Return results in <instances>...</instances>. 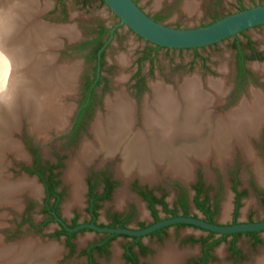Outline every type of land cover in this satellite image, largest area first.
I'll return each instance as SVG.
<instances>
[{
	"label": "rangeland",
	"instance_id": "rangeland-1",
	"mask_svg": "<svg viewBox=\"0 0 264 264\" xmlns=\"http://www.w3.org/2000/svg\"><path fill=\"white\" fill-rule=\"evenodd\" d=\"M19 1L21 0H0V39L2 38V41L0 40V107H3L6 102H9L11 97L14 99L17 92L25 89L30 90L31 88L30 91L33 90L37 95V100L35 101L39 103V112L36 113L34 109L30 110L28 107L21 108L20 106L15 108L13 115L15 114L16 116L14 117L11 115L13 120L10 116L7 117L8 120L5 128L7 127L10 129H8L5 138L3 133L5 128L0 130V178H4L11 185L17 187L15 193L12 194V198L0 199V245L10 246L11 248L18 242L21 245L24 244V247H37L41 253L52 249L53 251L49 252L50 254H47V257H43L44 259L41 264L45 261H48L47 264H84L85 259L80 258L77 253L71 257L68 256V252L64 247L63 239L55 240L47 237L57 229L56 225L47 226L40 235L35 234L32 230L24 226L21 228L19 234H17L16 228H18L17 224L21 218V214L30 202L35 204L34 208L29 213L31 220L34 224H37L42 220L37 212V202L41 200L42 196V191L39 187L40 184L34 177H29L19 172V166L28 165L30 162L22 139L28 138L32 143L37 144L41 150L43 158L48 161H55L56 156H61L65 159L64 163H67V165H65L62 170L61 179L63 186L68 189L67 192L69 194L71 191V185L64 179L69 163H73L76 160V155L83 143L92 141L93 137L89 131L90 135L86 134L83 136L78 147L73 151L63 148L62 141L59 140L62 135L59 136L58 134L66 130L67 125H70L69 120L72 118L71 116L74 113L76 106L77 84H79V78L83 70V67H81L82 60L80 58H68L67 56H61L60 54L66 44H70L80 39L76 38V34H81V30L86 31L89 27H93L99 21L104 22L107 26H112L117 23V19L108 8L100 6L98 0H88L87 6H82L80 0H35L34 8L32 7L34 12L31 14L30 21H27L25 25L23 24L22 30L24 28L25 30H29V28H35L37 26L60 30L70 28L73 30L74 35L70 38L67 35L59 33L54 36L53 39L48 40L49 42H47L48 45H46V47L32 49L30 50L31 52L29 51L30 53H28V55L22 57L19 53L14 52L13 45L18 39L13 37L12 34L13 31L15 32L18 24L21 26V23L24 20L22 17L23 13H19L21 12L18 6L20 4ZM133 1L136 2L137 6L147 16H158L161 19L162 24L176 29L204 27L212 24L214 19L220 20L226 16L239 12L238 10L241 8L248 9L258 5H264V0H239L240 2H238V0ZM62 5L65 6L69 13L66 20H63L60 16ZM188 5H191L190 11L185 8ZM18 10L19 16L17 17L15 14ZM51 13L54 14L48 17ZM5 21H7L8 24ZM15 22H18V24ZM11 23H13V25H11ZM5 25L10 29H6ZM7 32L10 33L7 34ZM119 36L121 45L119 47H113L112 51L107 55V61L112 65L114 70L112 79L114 80V84L118 86L117 89H115L116 91L113 90L112 94L109 95L111 96L109 99H113L114 93H118V91L121 90L123 91L126 80L121 81V79H126V77L132 73L131 69H135V67H128L127 65L133 62L134 58L137 59L141 56V54L144 53L145 48L148 47V44L145 41L137 38L125 27L119 29ZM236 36H238L237 38L242 45L245 44L246 37L250 38L256 49L264 54V25L248 29L242 36ZM233 41L234 39L232 37L219 42L214 46H208L198 49L197 51L184 50L173 52L171 50L160 49L153 56V63L151 65L148 63L143 64L142 73L144 76H147L150 71H153L150 80L152 88L153 86L160 84L165 87L167 85L179 86L180 89L187 81L196 80L198 90L205 95L211 103L208 109H211L212 114L214 116L225 115L227 110L223 109L222 105L227 100L228 90L232 83L234 51L231 46L234 43ZM12 55L15 56L13 57V59L15 58V61L13 60L14 62H11L12 60L10 59ZM25 57L26 59H24ZM18 58H22L25 62ZM263 64L264 60L260 63L253 62L249 64V67L251 69L258 67L259 69ZM53 67L58 71L54 70ZM66 69L75 70L73 77L70 78L67 74V78L59 76L61 73L60 71L63 72ZM37 83L41 85L44 84V88L40 90V85L37 88ZM212 84H214V86H220L221 91L218 92L216 89L212 88ZM241 97L243 98L244 96ZM241 97L238 98V101L242 99ZM148 98L150 99V97H147V99ZM243 100L249 101V99L246 98ZM6 106L8 105H5V107ZM6 114L7 113L4 115ZM7 124L11 125L8 126ZM255 136L250 137L244 145L248 150L253 152L258 160L259 163L257 166H254L244 157L242 150L237 145L234 143L233 145H230L229 142V150H226L224 153L203 157L202 159L194 158L191 169L192 171L187 180L171 175L164 169H158L154 173L153 178L150 179L142 178L144 174L140 173L136 168L135 172L131 171L128 174H123L118 168L121 164L118 156L109 158L94 156L91 158V161L84 164L80 182L83 183L86 171L100 169L108 170L110 167L113 169L115 175H118L120 179H122L123 183L130 182L137 178L153 186H164L167 182L173 181L188 185L192 180V175L199 172L205 183L215 187L217 186L215 184L221 180L220 171H222V173L225 172L224 174H226V172L231 169L233 161L236 158L242 162V168L238 173L239 179L246 184L249 178L246 168H250L252 170L251 174L258 179L261 175L259 172L260 170H262V174H264V165L255 154L256 148H254V145L260 142L258 136ZM4 140L6 141L5 143ZM20 180H25L27 183L34 182L37 187V192L31 191L26 186L19 187L18 182ZM83 192L84 190L81 194H83ZM69 197L70 194L68 197L66 196L62 206H64L66 202L65 206L69 204L71 200V197L68 199ZM127 199H131L130 194L123 190V187L120 188V190L115 193L112 202L105 205L99 222L106 223L104 216V214H106L105 212L118 207L120 203ZM244 202L246 204L242 207L238 222L248 221V214L252 215V218L258 222L264 216V210L259 207L257 200L252 195L245 199ZM225 204L228 205L226 214H224ZM78 205L80 206V204ZM65 206L61 209V213L63 214V212L66 211L67 216L65 215V218L69 219V215L72 213L73 209L77 208H74L73 206L69 210L70 212H68V209L71 206L67 210ZM229 209V203L225 202L221 213L216 218V221L219 224L228 225L231 223V212L228 213ZM191 214L202 218V215L193 209L191 210ZM139 220L149 221L150 218L141 214ZM131 227H135V225L132 224ZM167 232L166 238L159 244L149 238L143 239V243L151 250V253L143 260L144 264H156L158 256L165 254L166 252H172L174 257L179 258L180 260L178 264H188L199 256V246L195 244H184L183 241L189 237L194 239L204 237L206 236V233L190 227L179 229L171 227ZM260 237L262 244L255 248H252L251 240L249 238L245 236L239 238L237 246L245 256L243 262H230L228 260V245L222 243L213 250V261L210 264H254L259 259L263 260L264 233H262ZM100 238V235L91 232L79 234L74 241L76 252L83 249L87 244L97 241ZM215 238H218V236ZM127 242L128 240L123 238L115 240L110 246L109 256L107 258L96 257L97 263L124 264L122 260V245Z\"/></svg>",
	"mask_w": 264,
	"mask_h": 264
},
{
	"label": "flooded vegetation",
	"instance_id": "flooded-vegetation-1",
	"mask_svg": "<svg viewBox=\"0 0 264 264\" xmlns=\"http://www.w3.org/2000/svg\"><path fill=\"white\" fill-rule=\"evenodd\" d=\"M80 1L82 6H87L88 0ZM98 2L100 6L106 7L101 3L100 0H98ZM238 2L240 1L238 0ZM53 14L54 13H51L50 15H48V17L52 16ZM60 16L63 20H66L69 16V13L63 5L60 10ZM113 16L117 19L116 24H113L112 26H107L104 22L99 21L93 27H89L88 30H81V34H76V38L80 39L70 44H66L60 54L61 56H67L68 58H80L82 60L81 67H83L82 73L79 78V84H77L75 110L71 116L72 118L69 120L71 129L66 134L62 135L59 139L62 141L63 148L70 151L76 149L79 145L81 138L86 134H89V129L97 115H104L106 113V102L113 100L109 99L111 98V96L109 95H111L113 90L117 89L118 87L114 84V80L112 79L114 70L112 68V65L107 61V55L112 51L113 47H119L121 45L119 39L120 28L125 27L132 34L134 33L126 26L119 25V19L114 14ZM149 17L155 19L158 16ZM244 33L245 31L237 35L242 36L244 35ZM134 35L140 40H142L136 34ZM237 37L238 36L233 37V44L237 43L240 49L242 50L241 60L243 67L242 69H238L237 53L232 49L234 51L232 83L230 84V88L228 90L227 100L222 105V108L227 110L226 113L235 110L241 103V101H243V99H249L250 91L260 92L264 94V76L261 75V73L258 72L256 69H251L249 67V64L253 62H262L264 60V54H262L256 49L250 38L246 37L245 44L242 45ZM247 42L251 43L249 48L247 47ZM146 43L148 44V47L145 48L144 53H142L141 56H139L137 59L134 58L133 62L127 65L128 67L133 66L135 67V69H131L132 73L129 74L126 79H121V81L126 80V84L124 86L123 91L121 90L120 92H122L134 106V115L136 116L134 117L137 128H140L142 124V110L144 103L145 101H147V97H151L153 94L152 85L150 82L153 71H150L149 75L144 76V74L142 73L143 64L148 63L149 65H151L153 63V56L160 49L171 50L173 52L184 50L197 51L198 49H202H168L153 45L149 42ZM214 45L216 44L210 46ZM163 87H167L174 92H178L179 89V86L167 85L166 87ZM120 92L118 91V93ZM115 94L117 93H114V96ZM241 96L244 97L242 98ZM240 97L242 99L238 101V98ZM256 136H258L260 142L254 145V148H256L255 154L257 158L260 159V162H262V164L264 165V129H260L259 133ZM22 142L24 144L30 162L28 165L19 166V172L26 174L29 177L36 178L37 182L40 184L39 187L42 191V196L41 200L37 202V212L41 216L42 220H40L37 224L33 223L30 218L31 216H29V213L34 208L35 204L30 202V204H27L24 209V212L21 214V218L17 224L18 228H16L17 234H19L21 228L24 226L32 230L35 234L40 235L41 232L47 226L56 225L57 229L54 230V232H52L51 234H49L47 237L55 240L63 239L64 247L68 252V256L71 257L77 253L80 258L85 259L84 264H98L96 257L107 258L109 256L110 246L112 245V243L122 237H117L113 241L109 242L106 253H101L96 249H91V259H89L88 256H80V253L89 249L90 245L92 244H101V242L106 243L107 241H109L110 235L113 234L101 233L87 228L76 232H69L66 230V228L73 229L80 225L93 224L99 228H128L132 230H141L142 228L140 227V224L146 226L145 228L155 224L153 223L150 205H153V209L157 212L156 215L159 221L168 218H175L173 217V214L169 212V210L176 211V217L182 216V206H185L188 209L189 216L195 218L199 217L197 215L191 214V210L193 209L194 211L199 212L202 215V218H199L205 221L207 217L206 212L204 213V211H201L195 206V197L197 193L199 196L198 202H205L204 210H207L208 213H210V217H212V220L214 222L213 224H219L216 221V218L221 213V210L223 209V204L225 202H228L230 206V209L228 211V213L231 212L230 224H233L232 221L233 216L235 214V207L237 204L239 205V208L237 210L236 223L257 222L252 218V215L250 214H248V221L238 222L242 207L244 206V204H246L244 201L250 195H252L257 200L259 207L264 210V182L260 181L258 178H256V176H253L251 174L252 170L250 168H246L247 174H249V178L246 184H244L238 176V173L242 168V162L235 158L231 169H229L226 174H224L225 172L222 173V171H220L221 180L215 184L217 185L215 187L205 183L203 177L199 172H196L195 175H192V180L188 185H185L181 182L173 181L167 182V184H165L164 186H153L137 178L131 180L130 182L123 183L122 179H120L118 175H115L113 169H111L110 167L108 168V170L100 169L86 171L83 183H81V192L83 190L84 192L83 194H81V203H79L80 206L78 204L72 205L68 209V212H70L69 210L73 206L77 209H73L72 213L69 215V219H66L65 215L67 214V212L64 211L63 214L61 213V209L64 208L67 202L64 204V206H62V204L66 196L68 197L70 194H68L67 192L68 189L63 186L61 179L62 170L65 165H67V163H64L65 159L61 156H56L55 161H48L43 158L41 150L37 144L32 143V141H30L28 138L22 139ZM28 171H34L35 173L30 175L27 173ZM39 173L42 174L45 183L40 181V176L38 175ZM51 175L52 179L51 181H49L48 179ZM122 187L123 190L130 194L131 199H127L120 203L118 207L106 211V214H104L106 223L99 222L102 210L104 209L105 205L112 202L115 193ZM68 199H70V197ZM160 201L164 203L165 207L160 204ZM141 214L148 216L150 220L140 221L139 216ZM58 219L62 223H59L57 221ZM262 221H264V216L258 222ZM74 223L75 225H73ZM132 224H134L135 227H131ZM171 227L176 228L175 225L170 227H164L165 229L161 228L163 230L157 235H147L141 238H137L141 241L147 253L145 255H142L139 250L135 247L133 249V252L136 255V264H144L143 260L151 253L150 248L143 243V239L149 238L159 244L166 238L168 233L167 231ZM190 228H192V226H190ZM61 229L66 230L69 234H75L73 239L70 240L73 249L67 247V238L64 235L60 236L58 239L53 237L54 234L56 232L61 231ZM85 232H91L100 235L101 238L97 241L87 244L83 249L76 252L74 241L76 240L79 234H83ZM262 233L264 232H258V237L261 241L260 244H262V240L260 237ZM216 236L219 237V235L217 234L215 235V237ZM242 236L245 235H241V237ZM245 237L251 240L252 248H255L260 245L257 244L253 246V240L251 239V237ZM127 240V243H129L130 239ZM228 241H230V238H228ZM183 242L184 244L186 243L191 245V243L185 242V240ZM124 245H122L123 263L133 264L126 262L123 259ZM195 245L199 246L201 251V246L199 244ZM237 249L239 250L238 246ZM239 254L240 255H234L232 252L228 251V260L233 263L243 262L245 260V256L240 250ZM200 256L201 254H199L196 259L190 261L188 264H194L195 262H198ZM212 261L213 260H208L207 264H210Z\"/></svg>",
	"mask_w": 264,
	"mask_h": 264
},
{
	"label": "bare ground",
	"instance_id": "bare-ground-1",
	"mask_svg": "<svg viewBox=\"0 0 264 264\" xmlns=\"http://www.w3.org/2000/svg\"><path fill=\"white\" fill-rule=\"evenodd\" d=\"M19 2L18 6L21 12L18 10L15 15L18 17V12L23 13L24 20L22 23L20 22L21 26L18 22H15L18 26L12 34L13 37L19 40L14 43L13 48L14 52L19 53L20 56L28 55L32 49L46 47L48 40L53 39L59 33L70 38L73 37L74 32L70 28L60 30L37 26L35 28L28 27L29 30H25V28L22 30L23 24L25 25L27 21H30L31 14L34 12L32 7L34 8L35 0H21ZM185 8L190 11L191 5ZM5 22L7 23V21ZM5 26L7 29V25ZM10 32H7V34ZM0 40L2 41V38ZM13 57L15 56L12 55L10 58L11 62L15 61ZM18 59L21 60L22 58ZM23 61L25 62V60ZM255 69L264 76V64L261 68L256 67ZM73 70L60 71L59 76L67 78V74L71 78L75 73V70ZM38 86L41 87V90L45 85L37 83L36 87L38 88ZM211 87L218 92L221 91L218 85L214 86L212 84ZM30 90L25 89L17 92V95L13 96L14 99L11 97V100L6 102L5 105L8 106L0 107V130L5 128L7 117L16 116L13 115L15 108L28 107L30 110L34 109L36 113L39 112V103L35 101L37 95L33 90ZM152 92L150 99L148 98L144 103L142 126L140 128H137L135 124L134 106L122 92L115 94L112 101L106 102V113L98 115L90 128L92 141L83 143L76 155V160L69 163L66 171L64 179L71 185V200L65 206L66 210L72 204L81 202L80 181L83 167L94 156L104 158L118 156L121 161L118 168L123 174H128L131 171L135 172L136 168L144 174L142 178L150 179L153 178L158 169H164L171 175L187 180L192 171L194 158L202 159L203 157L224 153L229 150L228 143L230 142V145H233V143L237 145L242 150L244 157L254 166H257L258 160L244 144L250 137L257 135L260 129H264V94L251 91L249 92V101H241L235 110L225 115L214 116L211 109H208L211 103L198 90L196 80L187 81L178 92H174L167 87L164 88L160 84L153 86ZM5 113L7 114L4 115ZM11 119L13 120V117ZM259 172L261 174H259V179L264 182L262 170ZM18 186H26L31 191L37 192L34 182L27 183L25 180H20ZM16 190V186L11 185L4 178H0V199L12 198V194ZM227 209L228 205L225 204L224 214H226ZM51 251L53 250L41 253L37 247H24V244L21 245L18 242L11 248L10 246L0 245V264H41L43 257H47ZM179 260V258L174 257L172 252H166L158 256L156 264H178ZM47 263L48 261H45L43 264ZM256 264H264V259H259Z\"/></svg>",
	"mask_w": 264,
	"mask_h": 264
},
{
	"label": "water",
	"instance_id": "water-1",
	"mask_svg": "<svg viewBox=\"0 0 264 264\" xmlns=\"http://www.w3.org/2000/svg\"><path fill=\"white\" fill-rule=\"evenodd\" d=\"M101 1L110 10V12H112L119 19V25L126 26L134 34H136L146 42L168 49L203 48L222 42L230 37H234L237 34H240L248 29L264 25V5H258L245 9L243 11L236 12L204 27L176 29L168 27L162 23L155 22L152 18L147 16L133 0ZM53 69L58 71L54 67ZM10 125L11 124H9L8 126ZM8 129L10 128H5L3 132L4 137L7 135ZM70 129L71 126L67 125V129L58 135H64ZM57 221L59 223H62L59 219ZM178 224L197 227L201 230L213 232L217 235L264 232V221L255 223H236L230 225H221L208 223L199 217L195 218L192 216L168 218L141 230H132L128 228H99L93 224L80 225L73 229L66 228V230L69 232H76L87 228L101 233H111L113 235H125L141 238L161 228ZM256 263L257 261L254 264Z\"/></svg>",
	"mask_w": 264,
	"mask_h": 264
},
{
	"label": "trees",
	"instance_id": "trees-1",
	"mask_svg": "<svg viewBox=\"0 0 264 264\" xmlns=\"http://www.w3.org/2000/svg\"><path fill=\"white\" fill-rule=\"evenodd\" d=\"M101 3L104 5V3L102 1H101ZM243 10H245V8H241L238 11H243ZM153 20L155 22H158V23L162 22L159 17H157V18H155ZM215 21H217V20H215ZM215 21H213V23ZM250 45H251V43L247 42V47L248 48L250 47ZM231 48L234 51H236V53H237V58H238L237 66H238V69H242V67H243L242 66V60H241L242 50L240 49V47H239V45L237 43L233 44L231 46ZM27 173L32 175L35 172L34 171H28ZM38 175L40 176V181L45 183V181H44V179L42 177V174L39 173ZM51 179H52V175L49 177L48 180L51 181ZM198 198H199V196H198V193H197L196 197H195V202H196L195 206L198 209H200L201 211H204V213L206 212V216H207L206 219H205L206 222L214 223L213 220H212V217H210V213H208L207 210L206 211L204 210L205 202H198ZM160 204L165 207V205H164V203L162 201H160ZM238 208H239V205L237 204L236 207H235V214L233 216V221H232L233 224L236 223ZM150 209H151V212H152L153 223H157L159 221V219H158V217L156 215L157 212L153 209V205H150ZM181 209H182V212H183L182 216H184V217L189 216L188 209L185 206H182ZM169 212L173 214V217H176V214H175L176 211H170L169 210ZM73 225H75V223ZM140 227L143 229L146 226H144L143 224H140ZM175 227L179 229V228L190 227V226H187V225H184V224H178V225H175ZM192 228H195L197 230H200L203 233H206V236L199 237L198 239H194L192 237H189V238L185 239V242H189L191 244H199L201 246V251H200L201 256L198 259V262H195L194 264H207L208 260H213V257H212L213 250L215 248H217L222 243H226L228 245V249L227 250L229 252H232L234 255H240L239 254V250L237 249V242H238L239 238L241 237V235H245V236L251 237V239L253 240V246H255L257 244H260V242H261L260 238L258 237V232H251V233H244V234H231V235L221 234V235H219L218 238L215 239L214 237H215L216 234L213 233V232H207V231L198 229L196 227H192ZM162 230L163 229L155 231V232L149 234V236L157 235ZM62 235H64L67 238L66 239L67 247H69L70 249H73V246L70 243V240L73 239L75 234H69L66 230L61 229V231L56 232L53 237L58 239ZM117 237L130 239V242L123 246V250H124L123 259L126 262L136 264V255L133 252V249L135 247L139 250V252L142 255H145L147 253V251L145 250V247L142 245L141 241L139 239L135 238V237L110 235L109 241H107L106 243H102L101 242V244L95 243V244L90 245L89 249H87L85 251H82L80 253V256H88L89 259H91V249L92 250L96 249L97 251H99L101 253H106L107 252L108 243L113 241ZM228 238H230V241H228Z\"/></svg>",
	"mask_w": 264,
	"mask_h": 264
}]
</instances>
